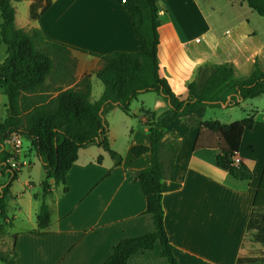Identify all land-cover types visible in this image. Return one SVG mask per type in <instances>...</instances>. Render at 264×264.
<instances>
[{
    "label": "crops",
    "instance_id": "0c3cea01",
    "mask_svg": "<svg viewBox=\"0 0 264 264\" xmlns=\"http://www.w3.org/2000/svg\"><path fill=\"white\" fill-rule=\"evenodd\" d=\"M16 1L11 0L14 10ZM157 1L162 16L158 60L176 94H187V83L195 68L205 61L233 62L235 78L247 75L254 64L264 71V17L245 0ZM30 2L26 0L28 8ZM15 25L37 27L47 37L72 46L76 64L70 85L86 73L90 74L91 84L94 82L95 70L101 65L98 54L116 49L140 50L144 46L122 0H51L50 6L34 19L27 12L19 20L15 10ZM101 92L97 97L91 94V99H97ZM227 103L228 99L220 105L202 104L174 118L165 115L161 119L167 125L164 139L176 137L180 142L173 175L162 180L161 199L164 226L180 264H235L237 256L243 254L251 211L264 213V156L253 152L259 141L256 137L264 136L255 130L264 126V110L244 111L254 110V123L243 132L235 155L252 171V178L237 179L221 170L209 148L193 149L199 130L193 120L234 121H221L215 112L204 117L206 105L225 108ZM168 107L163 95L148 90L131 99L128 112H123L126 116L117 113V106L107 109L103 117L109 146L113 148L117 134L122 136L121 149L113 148L121 155L120 163L114 164L100 145L80 147L66 173L67 190L63 191L61 185L52 186L45 195L50 220L43 234L32 231L37 229L40 184L37 191L25 189L10 194L7 213L13 224L1 236L4 242L0 248L11 247L15 234L16 264H98L119 239L152 230L144 194L133 177L134 169L151 163V154L146 151L134 155L131 148L149 143L144 110L160 114ZM209 137L203 134L204 140ZM43 176L44 171L39 181ZM22 184L32 187L30 183ZM126 264L168 262L160 256L156 242L153 249L131 255Z\"/></svg>",
    "mask_w": 264,
    "mask_h": 264
},
{
    "label": "trees",
    "instance_id": "16d2710c",
    "mask_svg": "<svg viewBox=\"0 0 264 264\" xmlns=\"http://www.w3.org/2000/svg\"><path fill=\"white\" fill-rule=\"evenodd\" d=\"M249 7L264 17V0H245ZM51 4V0H31L28 13L37 18ZM136 35L143 39L140 50H111L98 54L101 65L95 76L103 89L99 97L91 99L90 74H84L75 84L73 71L76 60L72 46L47 37L41 29H28L15 25V10L11 0H0V42L6 45V56L0 61V91L6 95V114L0 120V169L7 174V182L0 187V236L12 226L7 213L11 182L20 169L5 164L3 140L12 132L26 136L41 160L44 171L39 181L40 205L36 213L37 229L43 234L50 220L45 195L52 186L67 190L66 173L77 157L80 147L89 144L102 146L119 164L121 155L109 146L107 122L104 112L117 106L128 112L132 98L142 91H156L168 100L169 107L156 114L144 110L148 127V144H134V155L150 151L151 163L133 170L145 197V210L153 221V229L125 236L112 245L108 256L98 264H126L137 252L153 249L159 244V254L168 264H180L173 252L164 226L162 207V180L171 178L179 139H164L167 125L162 117L172 118L181 112L202 104L227 106L239 104L246 98L264 93V71L257 64L241 78H235V65L231 61H205L194 70L187 83L184 97L176 94L161 71L158 60L159 32L162 22L157 0H123ZM229 97V98H228ZM198 134L193 149L209 148L214 152L216 165L237 179H250L252 171L242 161L234 162L241 145L242 134L252 128L254 110L241 119L229 123L217 119L193 120ZM208 133L209 138L203 139ZM251 147V146H250ZM98 160L101 159L99 155ZM255 229L253 239L264 246V213L251 211L247 231ZM15 234L8 249L0 248V264H16ZM254 256L239 254L235 264H255Z\"/></svg>",
    "mask_w": 264,
    "mask_h": 264
},
{
    "label": "rangeland",
    "instance_id": "374dc122",
    "mask_svg": "<svg viewBox=\"0 0 264 264\" xmlns=\"http://www.w3.org/2000/svg\"><path fill=\"white\" fill-rule=\"evenodd\" d=\"M15 10H16V17L17 19H21V18H25L27 16V12H28V7H27V3L26 0H18L15 3ZM6 56V45L4 43H0V61L4 59V57ZM103 85L101 83V81L97 78L94 77V82L92 83V90H91V94L93 97H97V95L99 94V92L102 90ZM1 99H0V116L4 117L6 114V108L3 106L4 102H7L6 99V95L1 93ZM229 107L231 109H229ZM206 112H205V118L210 117V115H212V112H215L216 115H218L221 119V121H229L231 119H241L245 112L249 109H258L259 112L260 110H264V93L260 94L258 96L252 97V98H246L244 100H242L240 102V104H234V105H230L228 107L225 108H220V107H210L208 105H206ZM107 111V110H106ZM124 111L121 110L119 108V110H117L118 114H121L122 116L124 115L123 113ZM126 116V115H124ZM133 118L134 115H133ZM229 119V120H228ZM135 123L138 122V120L135 119L134 121ZM258 132H262L264 134V126L260 127V129L256 128L255 129ZM121 137L120 134H117V137L115 138L114 142L112 143V147L117 149L120 148L119 144L121 142ZM124 138V137H123ZM259 139L257 143V147L256 149L253 150V152L255 153L256 156L259 155V157H261L260 155L264 156L263 151H264V136H260V137H256ZM23 139V148H26V152H27V157L28 160L30 162V166L25 165L23 166L18 175L17 178L14 179L11 182L10 185V194H14V193H20L25 191V189L27 190H31V191H37L39 190V179L41 178V176L43 175V168L41 165V160L38 157V155L36 154L35 150L31 147L30 145V141L26 136H22ZM124 143V142H123ZM245 147V145H244ZM112 148V149H113ZM114 149V150H115ZM121 149V148H120ZM246 149V147H245ZM7 182V174L6 172H2L0 169V184H4ZM23 182L25 183H30L32 184V187H28L26 188L25 185L23 186ZM264 209V208H262ZM255 232V229H251L250 231H248V233L246 234V237L244 238V247H243V254L245 255H250V256H254L256 258V262L255 264H264V246L261 245L260 242L255 241L253 239V233ZM3 238H1L0 236V245H3ZM10 247H8L9 249Z\"/></svg>",
    "mask_w": 264,
    "mask_h": 264
},
{
    "label": "built area",
    "instance_id": "2783aa9c",
    "mask_svg": "<svg viewBox=\"0 0 264 264\" xmlns=\"http://www.w3.org/2000/svg\"><path fill=\"white\" fill-rule=\"evenodd\" d=\"M2 148L7 154L5 164L9 168L21 169L23 166L28 165L29 160L25 156L24 152L26 151V148H23V139L20 133L12 131L3 140ZM234 162H238L236 157L234 158Z\"/></svg>",
    "mask_w": 264,
    "mask_h": 264
}]
</instances>
